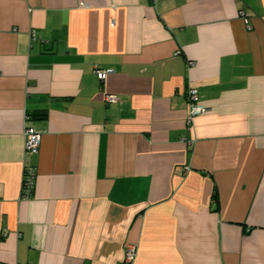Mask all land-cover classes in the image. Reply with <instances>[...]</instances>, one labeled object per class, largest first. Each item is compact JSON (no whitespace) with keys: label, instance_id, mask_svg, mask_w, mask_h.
Wrapping results in <instances>:
<instances>
[{"label":"crops","instance_id":"0c3cea01","mask_svg":"<svg viewBox=\"0 0 264 264\" xmlns=\"http://www.w3.org/2000/svg\"><path fill=\"white\" fill-rule=\"evenodd\" d=\"M127 245L264 264V0H0V261L121 264Z\"/></svg>","mask_w":264,"mask_h":264},{"label":"built area","instance_id":"2783aa9c","mask_svg":"<svg viewBox=\"0 0 264 264\" xmlns=\"http://www.w3.org/2000/svg\"><path fill=\"white\" fill-rule=\"evenodd\" d=\"M94 72L99 80H103L111 72L110 69H99L95 67ZM185 99L187 104V114L185 123L187 127L191 126L193 119L206 111V107L201 103L199 93L197 89L188 87L185 92ZM116 100L114 95H105V101L110 103ZM24 151L27 154H36L39 151L40 135L31 126H27L24 129ZM36 179V169L31 165L23 166L22 173V187L21 197L28 199L32 196L34 184ZM136 259V247L134 245H127L125 254L121 264H135ZM0 264H5L0 261ZM21 264V263H16Z\"/></svg>","mask_w":264,"mask_h":264}]
</instances>
